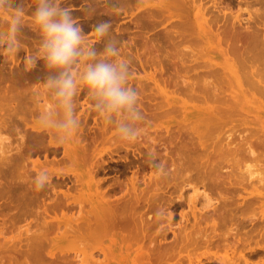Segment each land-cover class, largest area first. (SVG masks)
Returning a JSON list of instances; mask_svg holds the SVG:
<instances>
[{"label": "rangeland", "instance_id": "obj_1", "mask_svg": "<svg viewBox=\"0 0 264 264\" xmlns=\"http://www.w3.org/2000/svg\"><path fill=\"white\" fill-rule=\"evenodd\" d=\"M32 1L34 2V0H32ZM32 1L29 2V0H17L18 3L19 2L23 3L24 11H26L29 8L33 9V7H35V2L33 3ZM125 1L124 0H119V2H122V4H121V3H118L116 0H77V2L74 4L73 7H71V4H68L65 7H71V8L74 9L73 16L79 19V22L83 26L85 32L88 33L89 39L92 42H94V43H95V40H94V37L91 34L92 25H94V24H96V23H98L99 21H102V20L111 21V23H112L111 36L115 37L116 39H118L121 42V55H122L123 58H126V59H128L131 62V69H132L133 75H132V77L130 78V80L128 82L129 86L134 87V88L137 87L136 89H140V88L144 89V85H145L146 88L144 90L140 89L142 91V93L141 92L139 93V99L140 100L141 99H143L144 101L147 100V102L150 103V104L153 103L154 100H152V99H154V98H155L154 102L156 103L158 101L157 102L158 104H159L160 100L162 101L161 104L164 101L163 99H165V101H166L167 105H165V103L162 104V105H165L166 109L168 108L167 111L165 109H163L164 106H162L161 104L160 105L162 106V109L157 108L155 110H152L153 107L147 106V105H146L147 107L144 106L142 108V106H143L142 103L146 104L147 102L146 101L144 102L142 100L139 101V102H141V103H139V107L141 108L140 110L142 112L146 113V114L143 113V114H145L144 116H146L149 113V112H146V110L144 109L145 107L147 109L151 110L149 114H153L152 116H154V114H156V110L158 112L157 114H160L159 110H161V113H162L163 110H165L166 113L168 114V110L170 111L172 109V106H174L175 104H176V106H175L176 108L178 106L180 107L179 110L181 112L179 114L178 111H175L174 109H172L174 112L171 113V111H170V113L168 115L166 113H164L166 116L165 115L163 116L161 114V116L158 115L159 117H156V115H155L154 118H153L150 115V117L152 119L151 118H147L149 120L151 119L149 122L148 121L146 123L142 122L143 124L141 125V128H142L141 136L134 142H123V141L118 139L117 133H116V130H115L114 126H112V125H110L108 123H107L108 124L107 125L106 121L93 110L92 102L90 101V99H89V97L87 95V89L82 87L80 89L81 94H82L81 95L82 98H81L80 102H84V100H86V99H87L86 100L87 102L90 101L88 103L91 106L90 107L91 108V114H90L91 116H89V118L87 119L86 124H82L81 126L84 125L83 128L86 126V128L88 130L91 129V128H94V127H98L99 129L102 127V129H100L101 135L99 136L101 142L98 141V142H100V143L97 142L99 145L98 144L94 145L92 147V151H94L95 153L98 152L97 156L98 155L99 156L102 155L103 157H105V158L102 157V159L108 160L110 158V160H111V161L109 160L110 163H111V165H110L111 169H109V171H111V172L103 174L104 176L100 174L99 176H101V178L103 176L104 180L101 179V182H99L98 179H95V184L97 186H99V189H100L101 192H105L107 194L110 193V194H108V196L110 195L109 196V200H111V199H113V200L117 199L118 200L120 197H122V198L126 197L127 198L126 200L131 201V203H132V204H129L130 206H132L133 203H134V205H133L134 208L132 209V212L137 213V215L138 214L144 215L147 218L152 219V221L156 220L157 223L155 224V226H152L151 231H149L150 233L153 232V234H157L158 232H160V228L161 227H164L165 225H167V216L166 215L164 217H162V218L158 217L156 215L157 211L160 210L161 208H164L165 210H167L169 207H174L172 209L174 211V213H173V223H174V227L176 229L179 228L178 226H180V225L182 226V223L184 221H187L190 224V221L192 222L191 217L194 220V211L195 212L198 211V212H201V213L202 212L205 213V212L211 211L212 209H215V208L218 209V211L222 210L221 212H219V214L217 212L218 215L215 214L217 217L216 218H215V216L213 217L214 221L212 220L213 219L212 218V219H210L209 223H208V221L204 220L205 222L203 221L204 224H202V225H206L207 228H208V225H209V227L212 226V225L214 227V224H212L211 222L212 221L213 222L216 221L217 225H215V228L217 227V231L214 233L213 231H215L216 229L214 228L215 230L213 229V231H211L212 228L210 227L209 232L213 233L214 235L217 234L219 237H217V235H216V238H215V236H213V234L210 233L214 237V238L212 237V239H214V240L211 239V241H213L212 243L211 242L208 243V241H207L206 242L207 244L204 242L205 240L202 241V240H200V238H198L196 241L195 240L191 241V245L187 243L188 246H186L184 244V242H187L186 240L183 242V244L185 246L181 243L182 242L181 241L180 242L181 244L176 246L177 249H175V251H176L174 253L175 255H174V257L172 256L170 258V259H172L171 261L169 259H168V261H167V259H165L166 261H163V263H162V261L158 262L160 260V257H158V256H160V255H157V254L154 255V252L151 249V248H153L152 244L154 245V243L150 244L149 243L150 237H148L149 239L146 238L147 236H150L151 234L148 233V235H147L146 232H141V233L140 232L137 233L136 231L133 232V230H132L133 227L131 226V224L127 225V223H126V227H125V225L123 227V224L120 223L121 221L123 223L124 220L127 221L126 218H128L129 213L131 215V216H129L131 219L136 216V215L132 214V212H130V210H131V209H129L130 206H129V208H128V206H126L127 209H129V210H127V209L123 208V206H121L122 208L119 207L121 209V211L120 210L116 211L117 214H120V215H118V217L114 216V218H116V220H118L117 218H119L120 216L122 218L123 217L124 218L122 219L120 217L122 219V220L119 219L120 222H117L115 219H113V223L116 222L117 225L112 223V225L108 228V229H110V232L108 234L107 233H103L102 236H104V238H102L100 240V242L98 241L99 243L97 242V245H98L97 247L102 248V250H100V252H99V249L96 248V245L94 244L95 248H96L95 250H92L93 253L96 256V257L94 256L95 257L94 259H96V258L99 259V263L100 264H136L137 260L139 261V259H142V260H140L137 264H154V263L155 264H157V263L158 264H167V263L168 264H221L222 262L225 261V259L227 261V259L229 257H231L230 259H233V260L235 259L234 262L240 264L242 262L241 259H239V261H241V262H237L236 259L240 258L242 256V254H243V256L244 255L246 256L245 257L246 259H249V257H251V258L253 257V260L250 258V260H249L250 262L247 263V264H251L252 262H253L252 264H264V224H263L264 223V185H263L264 184V143H263V145L261 144L262 142H264V140H263L264 138H262V136L260 137V139L258 138L260 136V134H258L257 131H255L257 129V125H256V121L253 120L255 118V115H256L257 111H259V107L258 106H260V105L258 104L257 100H258V98H260V94H258V92L255 90L256 93L258 94V97H256L255 96V91L254 90H252V92L250 91L248 93V95H247V99L249 100V103L247 102L248 100L242 101L241 104L236 108V110L238 111V112L236 111L237 115L240 112L242 114H239L238 116H236V114H235L234 117H232V118L230 117L231 119L230 118H226L224 123L222 121L218 120L219 122H221L220 123L221 124L220 125V127H221L220 129H222V130L219 131L220 134H215V132H217V130L219 129L218 128L219 127L218 126L219 122L217 121V124H215V123L213 124L212 122L210 123V121H211L210 120L209 121V123H210L209 126H206L205 124L208 125V121L207 122L204 121V123H205L204 124L202 121L200 122V120L197 121L200 118L197 119L195 117V115H193L192 116L193 118H192L190 113L197 112V111L199 112L200 110H202V109H198L197 110V107H199L200 103H199V105H196L197 102L195 103V105L197 107L195 105L194 106H192V105L190 106L188 104H187L188 105L187 106L186 103H188L189 98L191 96L187 95L188 96V100H187V96L185 95L186 93H183L182 90H184V92L187 91V90H185V89H187V86H185V84H187V83L189 84L191 82L193 84L194 83L199 84L201 82L199 84L201 86L204 81H206V83H207L211 78H215V77H211V76H209L211 78L208 77V72L210 71V69L212 67V64H214V65H217V64H225L226 65L227 64L226 66H228V67H230V64H231V66L236 65V63L238 62L237 58H236L237 55L234 54L235 57L232 58V56H233L232 53H234V52L230 51L231 52V55H230V53H228L229 51L225 47H223L224 44L223 45L222 44L221 45L217 44L218 43L217 40L214 41V45L218 46V47L214 51L209 52V53H208L207 50H206V53H205V49H204L203 50L204 51V53H203L204 55H203L202 54V50H201L203 48H201V47H204V46L201 45V47H200V44H202V43H200L201 40L198 42L199 38H198V35H195L196 32H194L195 33L194 34L192 31H190V29L186 28L185 31L188 29L187 31L192 32L195 36H193L192 33H189V32H184V33H186L184 35L182 33L183 37H187V33H189L194 38L195 37L197 38V39L195 38V40L197 42L195 41L196 43H194L193 45H191L194 42L193 40H191L190 41L191 43L189 44V40L192 38V36L189 35L190 37H188V38H190V39L185 38V39L188 40V42H187L183 37H181L182 36L181 32H183V31L182 30L180 31L179 27H177L179 29H175V31L173 32V33H175L176 30H177L178 32L180 31L179 33L178 32H176V34L167 33L168 34L167 35L165 33V30H164V32L162 30V29H165L170 24L166 20L167 18H164V17H166L167 14H165V16H163L164 14H161V13L159 14V12H158V15H156V18H155L157 20L153 21L152 19H150L151 21H149L148 18H145V17H144V20H143V17L137 18L138 17L137 15H139L141 13L140 11L142 10V7L140 9H138V5L137 6L134 5V4H137L138 2L135 0L136 1V3H135L132 0L133 4H131V0H129L130 3L128 4ZM208 1H210V3ZM227 1L229 2L230 0H226V2ZM241 1L245 2V4H243V2L240 3ZM241 1L240 0H233V1L231 0V2H229V3H231L230 4L231 10H230V8H228V9L226 8V11H227L226 13L229 14V15L231 14L232 15L231 18L232 17L234 18V16L236 14L233 15V13L236 12L237 15H240V18L243 19V20L242 19L241 20H242V22L244 24L247 23V25H248V23L250 22L249 23L250 26H252V24L254 25L252 27L255 28L256 30L255 29L253 30L252 27H251L252 28L251 30H253L255 33H257V32L260 33V31H262V34H263L264 33V6H263L264 3L262 2L263 3L262 4L261 2H259L261 0H258V3H257V0H248V1L247 0H241ZM149 2H150V4H153V3L159 2V0H157V2H156V0H152V1L149 0ZM203 2H204V4H206L205 2H208V6H207V4H206V6H204ZM203 2H201V0H198V2L196 3V8L197 9L198 8H202L201 4H203L204 7H208V8L213 6V4H212L213 1L211 2V0H203ZM238 2H239V4H238ZM252 2L255 3V4H252ZM124 3H126V4H124ZM259 3L262 4V5H260ZM246 4H248V5H246ZM62 6H64V5H62ZM227 7H229V5ZM89 9H94L96 11V13L89 14L87 12ZM212 9L214 10L215 8L212 7ZM205 10L207 11V9H204L202 11L206 12ZM195 11H197V10L195 9ZM138 12H140V13H138ZM156 12H154V14H156ZM214 12L215 11H213V13ZM217 12H219L218 9H216V14H218ZM211 13H209V14L211 15ZM159 15H161V17ZM158 16L160 17V19H158L159 18ZM133 17L136 18V20L137 19L138 20L137 21L135 20V22L131 21V19L134 20ZM207 17L209 18L208 14H207ZM151 18H153V17H151ZM161 18H163V20H161ZM233 18H232V20H236V21L238 20V19H236V17L234 19ZM158 21L160 23L157 24ZM185 27H187V26H185ZM177 33L179 35H177ZM259 35H261V33L258 34V36ZM182 38L185 41L182 40ZM260 38L261 37L259 36V40H260ZM261 40H262V38H261ZM146 41H147V43H149V45H145ZM150 42H151V44H150ZM198 43H200V44H198ZM261 43L262 42H260V44ZM99 44L95 43L96 48L98 50H101L103 48V44H102V42H99ZM152 44L155 46V48L154 47L152 48V46H153ZM195 44L198 47H196V46L194 47ZM0 45H1V42H0ZM38 45H39V41H38L37 44H35V46L30 47V51L28 52L29 56H32V55L35 54V52L37 51ZM185 45H186V47L188 46L189 49L184 47ZM189 45H191L192 48ZM146 46H148V47L146 48ZM149 47L152 48V49H149ZM195 48H197V50ZM199 48H200L201 51L199 50ZM148 49L152 50L154 53L151 52V51L149 52ZM146 50H148L149 54L146 53ZM193 50H194V52H193ZM189 51L193 52L195 55L193 56V54L192 53L190 54ZM197 51H200L199 53H201V54H199ZM144 52L146 53L147 56L145 55ZM156 52H157V54H156ZM19 53L20 52H18L17 54H19ZM138 53H140V54H138ZM5 54H7V51H4V52L0 51V86H1L0 88H3L4 85H5V87L3 88V92L6 91V92H4L5 93L4 95H8L9 96V93L7 94V90L9 89L8 88L9 85H13V84H11L13 82L8 81V79H7L8 75L7 74H10V72H11L10 68L12 67V64L10 65L11 67L8 66V68L10 70V72H9V70L7 68V63L8 62L6 63V61H4V60H7V59L4 58ZM24 54L26 55V53L23 52L22 55H20V56L24 57L25 56ZM248 54L250 55V53H248ZM142 55H143V57H142ZM150 55L153 57V59H152V57ZM153 55H156V56L158 55V58L156 56H153ZM198 55H201V56H199V58H200V60L202 59V61H204V62L201 63V61L200 62L198 61L199 60V59H197ZM218 55H221V56H218ZM243 55H245V54H243ZM249 55L246 54V56H247L246 58H249L248 57ZM138 56H140V58ZM195 56H197V57H195ZM211 56H213V57H211ZM216 56H217V58H216ZM193 58L197 59L196 61H198V62H196ZM242 58H243V56H242ZM250 58H251V56H250ZM154 59H155V61H154ZM205 59H206V63H205ZM235 59H236V61H235ZM261 59L263 60L264 56ZM261 59L260 60L258 59V60L261 61ZM174 60H176V61H174ZM238 60H240V59H238ZM246 60H248V59H246ZM246 60H244V61H246ZM2 61H4L6 64L4 62H2ZM156 61H160L161 63L160 62H156ZM170 61H171V63H172V61L176 62V66L179 65L178 67H176L177 69H175V67L173 66L174 64L172 63L173 64L172 65L170 63ZM207 61H208V63H207ZM209 61H210V65H211L210 68H209V66L207 67V65L205 67V64H209ZM240 62H242V59L239 61V63ZM158 63L160 65H157L158 67H155L156 64H158ZM247 63H246V65H247ZM154 64H155V66H154ZM169 64H170V66H169ZM194 64L195 65L197 64V69H196V66ZM202 64L204 65V67H202L203 66ZM240 64L243 65L242 63H240ZM257 64L259 65V63H257ZM151 65H153L152 67H155V68H153L155 70H156V68L158 70L159 67H160L161 70L167 71L168 73L171 70L172 71L176 70L175 72H177L179 74H176L175 72H172V71L170 72L171 74L170 73L168 74L167 72L163 71L167 75V78H168L165 81L166 75H165V77L162 76L164 78V83H165L164 84L162 82L163 78H159L160 74L158 73V75H159L158 76L157 72L155 73V70H153L154 73H155V76H154V73L152 71ZM193 65H194V68H193ZM241 65H238V67L239 66L241 67ZM191 66H192V68H190ZM244 66H245V62H244ZM38 67H42V64L40 66L38 65ZM161 67L164 68V69H162ZM258 67L259 68L263 67V69H261V70L264 71V66L263 65H262V67H261V65H259ZM173 68H174V70H173ZM178 68H179V70H181L180 72H178L179 71ZM186 68H188V69H186ZM203 68L204 69L207 68V69H205L206 71L208 70L207 74H206L205 70L203 71ZM212 68L214 69V67H212ZM166 69H168V70H166ZM189 69L191 71H188ZM213 69H211V71ZM194 70H195V73H194ZM137 71H138V74H137ZM201 71L204 72V74H206L207 77H205V75H201L202 74ZM190 72L192 74L190 76H193V74H194L195 77L194 76L193 77H194L195 80H193V77H192V79H191L190 76L188 77ZM2 73H3V75H2ZM172 73H173V75H172ZM55 74L56 73L45 74L41 79L35 80L32 83H30L29 85L22 84L23 87L20 86L21 83H19L20 85L17 83V86H19L20 89L22 88L20 90L19 87H18L17 91L20 90L22 93L24 91V95H21V97L20 96L18 97L17 94L15 92H13V91H15V89L13 90L12 86L10 88H11V90H13L12 91L13 94H12V92H10V95H12V97H13V95L16 94L15 96H17L19 99L22 98L21 101H23V99H24L23 102H25V103H23V102L21 103L22 108H23V106H25L24 108H26L28 105H30L26 109V110L30 111L32 109V107H35L34 104L37 102V100H42L41 94L43 93L42 91H44V89H47L45 92L47 93L48 98H51V99L55 98L53 90L47 88L44 85V78L47 77L48 75H55ZM180 74L182 75V77L178 78V77H180ZM186 74H187V77L185 76ZM169 75H170V79L171 80L169 79ZM171 75H172V77H171ZM198 75H200V77L201 76L202 77L200 78ZM9 76H10V78L13 77L12 75H9ZM175 76L177 77V79H176ZM196 76H198L197 78H200L201 81H198L200 79H197ZM4 77L6 79L5 82H3L4 81L3 80ZM204 77H205V80L203 81ZM186 78L188 80L190 78V80H189L190 82H188V81L184 82V80H187ZM16 79L17 78H15V80H13V79L12 80L15 82ZM158 79H159V81H158ZM160 79H162V81H160ZM178 79H179V81L181 80L180 81L181 83L178 81ZM1 80H3L2 83H1ZM136 80H137V82H136ZM211 80H213V79H211ZM216 80H217V77H216ZM221 80H223V79H220V81ZM226 80H224V81L226 82ZM142 81H143V84L141 86H143V87H140V85H137V84H139L138 82H142ZM145 81L147 82V84H144V83H146ZM149 81H151L152 83L149 82ZM154 81L157 82V83H154ZM170 81H171V83H170ZM220 81L217 80L216 82L221 83ZM17 82H20V81L17 80ZM227 82H228V80H227ZM162 83L164 84L163 86H162ZM174 83H178V86H177V84L174 85ZM182 83H183V85H182ZM206 83H205V85H206ZM6 85L8 86L7 87L8 89H5ZM148 85L149 86H153V87H151V89H150L148 87ZM15 86H16V82L14 84V87ZM26 86H28V87L26 88ZM161 86H162V88H159ZM203 86L204 85H202V88H203ZM147 87H148V89L150 91L149 90L147 91ZM206 87H207V85H206ZM23 88H25V89L23 90ZM169 88L171 89V91H170ZM197 88L200 91L202 89V88L199 89V87H197ZM29 89H31V90H29ZM152 89H154V90H152ZM164 89H165V91H168V92H165ZM195 89L196 88H194V90ZM205 89L206 88H204V90ZM140 90H138V91H140ZM159 90H161V92L164 91V94L162 95L163 92L161 93ZM0 91L2 92V90H0ZM20 91H19L18 95H20V93H21ZM151 91H153L154 93L151 92ZM157 91H158L159 95L156 94ZM178 91L179 92L182 91L183 94L182 93H178ZM200 91L198 92L196 90V91H193V92L194 93L196 92V94H197V93H200ZM173 92H175V93H173ZM25 93H26V95H25ZM194 93H192V94L194 95ZM208 93H209V91H208ZM143 94H145V95H143ZM146 94H148V97L149 96L152 97V99H151L152 102H151L150 98H148V97L146 98V96H147ZM170 94H172V95H170ZM181 94L185 95V96H182ZM202 94L200 93V96H202ZM4 95H3V97H5ZM141 95H143L144 97H142ZM154 95L163 96L162 97L163 99L159 98V97L158 98L154 97ZM167 95L168 96L170 95V97L167 98ZM1 96L2 95H0V97ZM27 96H28V98L29 97L30 98L28 99ZM165 96H166L167 100H166ZM251 96L253 97V100H251L252 99ZM17 97H15V98L17 99ZM196 97H198V96H196ZM8 98L10 99V97H8ZM25 98L28 99V100H26ZM176 98H177V101H176ZM183 98L186 99L185 103H184V99ZM0 100L3 101L2 99H0ZM174 100H175V103H174ZM182 100H183L184 104L182 103ZM193 100L195 101L196 99H193ZM200 100H201V98H200ZM10 101H12L10 103H13L14 101H15V103H18V104L20 103V100L16 102V100H14L13 98ZM191 101H192V98H191ZM194 101H192L193 103L192 102H190V103L194 104ZM208 101L210 102V100H208ZM208 101L204 105L203 104L204 99H203V102L201 103L203 107L200 105L201 108H204V107L208 108L206 106V105L209 104ZM7 102H6V104H7ZM171 102H173V103H171ZM205 102H206V100H205ZM251 102L254 103L256 105V107L254 105H251L252 104ZM155 103H153L154 106H155ZM170 103L173 104V105H171ZM210 103L211 104L208 105L209 107L210 106L213 107L215 105L217 106V104H218L216 102L214 103L213 100ZM1 104H3V103L1 102ZM21 105H20V107H21ZM160 105L159 106L156 105L154 108L160 107ZM248 105H250L251 108L250 107L249 108L252 109V110H250L248 108ZM168 106L171 107V109H169ZM8 107H11V106H8ZM8 107H5L4 109H6ZM189 107H190V109H196V110L195 111L194 110L193 111L192 110H188ZM245 107H246V109H245ZM178 108H177V110H178ZM186 108H188V109H186ZM11 109L12 108H10V110ZM184 109H186V110H184ZM26 110H23V112H22L23 114L19 113V112L16 113V114H18L17 115L18 118H17V116L15 118L14 117V115H15L14 112H13L14 115H12V111H13V109H12L11 115H12L13 118H15V120L16 119L17 120L15 121L13 118L11 119V117H10L11 115H9V116L7 115V113L9 112L8 111L6 113V116H7L6 118H10L9 120H12V122L9 121L8 119L5 120L6 118H4V117H3L4 120L2 119V121H0L1 122L0 125H2L1 127L4 126L3 125L4 123H7L9 121L10 125L9 124H7V125H9V128H10V126H12L11 130L9 129L10 131H12V129H15L14 126L16 127V131L14 130L13 132H9V130L7 131L6 130L7 128L5 129V126H4V129L2 128V130H6L7 131V132L4 131V133L1 132V133H3V136L6 138V140H5L6 142L5 143H8V145L3 143L4 146L7 145L6 147L11 148V149L14 146L13 150H15V152H16L17 151L16 148L17 147L19 148V146H17V145L19 143H21L22 141H24V142L26 141V143L29 145V146H27V148L29 147L28 148L29 150L27 149L28 150V154H25V153H27V151H25V152L22 151L24 154H22L21 157L23 156L24 158L22 160H20L21 159L20 158L18 161L16 159L17 165L20 168V169L18 168L19 169L18 173L22 172L21 174H23V173L28 172L27 173V177L23 178L24 180L21 178L22 179V181H21V179L20 178L17 179L16 175L14 174L13 177H14V179L15 178L16 179L15 180L12 179V178L11 179L14 180V181H12V183L17 181L16 183H18V185L19 184L25 185V187L24 186L23 187L26 188V189L28 187L26 192L31 191L32 193L28 192V193H31V194H27V195L28 196L31 195L33 197V199L30 196L29 197L28 196L27 197H23L24 199L25 198H31L33 200V202L26 203L25 202L27 200L26 199L24 201L26 203V206H24V202L23 201H22L23 204L20 202V198H19V200L17 199L20 204L17 202V200L15 201L16 198L15 197L12 198V196H16V197L18 195L20 196L22 194V193H20V191L22 190L21 188H23V187H21V188L19 187L21 190L19 191L20 194H18V195H15L14 193L17 194L18 193L17 191L19 190V188H17L18 190H16V188H15L16 191L14 190L15 192H13V193L11 192V190L9 191V198H11L10 200H13V201H10L8 199V195L7 196H3V194H2L1 197H0L1 198L0 199V204L1 205L4 204V203L7 204V205L4 204L6 206H2V209L5 208V207H8V208L4 209L3 212H2V209L0 210V212L2 214L5 212L3 215L0 213V220H3V219L6 220L7 219L6 222H8V223L5 224L7 226L4 225V228L2 229V231H0V234L3 232L0 235V238L2 236L3 239L6 238L5 240H8V241L4 240L5 244L3 242H1L2 244L0 243V264H48V262L45 259H43V257H41V255H35V254H38L34 250L36 241L37 242L41 241L42 253H43V255L45 254L44 256H46L47 258H50L49 257L50 255L53 258L55 256H57V258H54L55 260L57 259L54 262V264H80L78 262L79 258L77 259L75 257V254L76 253L79 254V252H80L79 250H81L84 247V245H82L83 241L82 240H76V239H78L77 237H74V236L72 237L71 236V233H73L72 232L73 229H72V231H70V229H69V232L66 230L67 234L64 232L65 231L64 228H66L65 226L69 225L70 228H71V225L73 226V223L71 224L69 221H67L68 219L73 218L74 220H72V221H74V224H77V222H76L77 220L75 221V218L79 217V213H80L79 210L86 203V195L83 192V190L81 191L79 188H78L79 190L76 189L75 185L77 187V184L72 186L71 182H73V181H70V179L68 180V178H71V177L73 178L74 177V174L77 173L78 167L75 164L71 163L69 160H67L66 157H64L63 149H62L63 147H62L61 144L57 143V141L55 139L54 132L52 133V135H53L52 137L50 135H46L45 136L46 138H44V141H40V142L38 141L39 138H34L32 136V134H31L32 130H29L30 132L28 131V133H30L31 135H29V134L27 135L26 132L28 130V127L26 125H23L24 122H25V124L29 123V120L31 119V121H30L31 124H34V123H37V122L39 123V115L40 114H37V115L33 114L34 116L31 115L32 117H30V116H28V115H30V114H28L29 112L26 111ZM183 110H184V113L186 112V115H187L188 118L183 113ZM3 112L4 111L2 109L0 111V117L1 118H2L1 114H3ZM243 114H245V115H243ZM3 115L5 116V114H3ZM19 115H21V116L25 117V119L26 118L27 119L24 120V122H22L21 119L23 117H20ZM1 118H0V120H1ZM194 118H196V119H194ZM18 119L21 120V121L19 122ZM145 120H146V118H145ZM192 120L193 121L196 120V123L194 122V125L196 126V124H198L199 126H197V127H200L201 123H203V125L206 126V128H201V130L205 129L206 131L207 130L210 131L211 130V126L210 125H212V124H213V126L217 125L218 129H216V131L211 130L212 131L210 133L211 135L207 133V136L209 137L208 138V137L205 136L207 138V141H203V139L201 138V140L203 142L201 140H200L201 142H199V140H196L198 135L200 134L201 137H204L202 135H204V133L206 134V132L205 131H203V132L199 131V128L197 129L196 127H194V125H193V127L195 129H197V131L194 130L192 128V126H191V128L194 131H196L197 133L198 132H200V133H198V134L196 133L195 134L194 132H189L191 130H190V127L187 126V125L191 124L193 122ZM4 121H6V122H4ZM186 121L189 124H187ZM190 121H192V122L190 123ZM2 122H3V124H2ZM13 122H14V125L12 124ZM97 124H99V125H97ZM105 124L107 125V127H106L107 128V131H106L107 134H105V130H106V128L104 127ZM177 124L179 125V128L182 127V124H184L183 126H185V127H183V130L180 129L181 131L179 129H177V131H172L173 129L175 130V127L178 126ZM7 125H6V127H7ZM186 126H187V129H186ZM205 126H203V127H205ZM223 126H224V128H222ZM103 127L105 128L104 130H103ZM163 127H164L163 131L165 130V132H163L164 134H162L161 136L158 135L159 137L163 136V138H159L157 136L156 132L158 133L157 130H162ZM166 127H168V129L170 128L171 131H170V129L166 130L167 129ZM201 127H202V124H201ZM208 127H210V129ZM188 129H189V131H188ZM150 131H154L155 134L150 132ZM249 131H250L251 134L249 133ZM32 132L34 133V131H32ZM167 132H168V135H167ZM102 133L105 134V135H103ZM173 133H175L179 138H180V136L183 133L185 135L187 134V136L192 134L191 138H193L192 139L193 141L190 140V138H189L190 136L188 137L189 143L185 142V140L188 141V139L185 136H182V138L185 137V140L184 139H178V141H176L175 138H178V137H174L175 135ZM178 134H181V135L179 136ZM24 135L27 136V137L25 136L26 140L20 139L21 137L23 138ZM172 135H174L173 136L174 139L171 138ZM216 135H217V137H216ZM227 135H228V138H226ZM0 136L2 137L1 134H0ZM211 136H212V139H211V141L209 143L208 139H210ZM32 137L35 140L37 139L38 142L36 143V141H34V139ZM142 137L146 138L148 140V144H144L143 145L142 143H140ZM167 137L171 138V140H175V141L171 142L172 146H169V145H171V144H169V142H170L169 140L170 139H168ZM213 137H216V138L214 139ZM5 138H3V140ZM27 138H28V140H27ZM30 138L34 141V143H32V140L30 141ZM104 138L106 140H103ZM155 138L156 139L157 138L158 139H165L166 138L165 140H167V141L164 140L163 142L164 143L166 142L165 143L166 146L169 144L168 145L169 146V150L167 148L168 146L165 147V144H162L163 142L161 143L160 140L157 139V140L154 141L153 139H155ZM206 138H205V140H206ZM254 138H256V141H259L260 143L252 141V140H255ZM7 139H8V141H7ZM181 140H183L182 142H185L184 145L181 144ZM212 140L215 141V142H213ZM18 141H19V143H18ZM192 142H195L194 144H196V142H198L197 144L200 143L199 146L201 145L202 147L198 146V149L202 148L204 151H207L205 153L207 155L203 154L204 151L202 149L201 150L199 149V150L203 151V152H200L199 150H196L197 148L195 150H193L192 149L193 146L191 145ZM211 142H212V144H211ZM228 142H229V147H227L228 146ZM26 143L22 142V145L24 144L23 146H26L27 145ZM187 144H188V146H187ZM207 144H208V146H211V147L209 148V147L205 146ZM245 144L246 145L249 144V146L248 145L246 146ZM19 145H20V148H21L22 147L21 144H19ZM149 145L150 146L153 145L155 147V149L157 150L156 152L158 154L156 155V159H157L158 162H162L165 165L166 175H162L155 168L152 167V165L150 163L149 154L152 153L151 150H152L153 147L151 146V148H150ZM203 145L205 146V149H204ZM96 146H98V148H96ZM148 146H149L150 150H148ZM184 146H185V148H184ZM195 146L196 145H194V147ZM56 147L59 148L60 150H59L58 153H56L57 155L56 154L54 155V154H52L51 150L56 148ZM171 147H173V148H171ZM247 147H249L248 151H246ZM250 147L253 148V149H251ZM36 148H37V150H36ZM190 148H191V151L193 150L192 152L188 151ZM235 149H237V150H235ZM21 150H23V149H21ZM186 150L188 152H190L192 157H190V158L188 157L190 155L188 154V152L186 153ZM197 151H199V152H197ZM15 152H13V155H15ZM35 152H37V153H35ZM49 152H50V154H49ZM194 152H197V154L194 153ZM200 153L203 154V155H201ZM208 153L211 154L212 156L209 155ZM192 154L193 155L195 154V155L193 156ZM1 155H3V154H1ZM1 155H0V157H1L0 165H1V168H2L3 167L2 163H3L4 164L3 169H4L6 167V165H5L6 161L5 160L1 161L2 157H3ZM199 155H201V159H200ZM197 156H198V158H197ZM111 157H113L114 161H112ZM27 158H28V160H27ZM62 158H63V160H62ZM191 159H192V161H191ZM193 159H194V161H193ZM25 160L27 161V163L25 162ZM206 161H207V163H205ZM21 162H22V164L24 163L23 164L24 166L21 164ZM201 162H202V164H201ZM130 163L132 164L131 166L134 167V168L129 166ZM203 164H206V166L204 165L205 168H204ZM112 165L115 166V167H113ZM22 166H23V168H22ZM116 167L118 168V171H117ZM151 167H152V169H151ZM5 169H4V171H5ZM137 169H138V173L139 174H137ZM22 170H24L25 172H23ZM42 170H46L47 171V173L49 174L50 179H49V183L47 184V186L43 190L37 191L35 189L33 180H34L35 176ZM200 170H202V171H200ZM259 170H261V171H259ZM4 171L2 170L3 173H4ZM134 171H135V173H134ZM152 171H154L153 172L154 174L152 173L153 175L156 174L155 179L156 178H160V177H158V175L161 174L162 176L161 175L160 176L163 178V180L161 178L160 181H156V180H153L154 182L151 181L152 182V184H151L152 188H151V186H149L150 185L149 181H150V178L153 176L150 173ZM2 172H0V174ZM5 172H7V171H5ZM116 172H117V174H116ZM257 172H258V174H257ZM3 173H2V175H0V181H2L1 182L2 186L4 184V179L6 177L4 176L5 178L2 180L1 176L7 175V178H8V173H10V170H9V172H7V174H5V173L3 174ZM206 173H208V174H206ZM253 173H255V174H253ZM25 176H26V174H25ZM251 176H255V177H251ZM135 177H136V179H135ZM148 177H150V178H148ZM111 178H114V180L112 179L113 180L112 181ZM11 179L10 180L7 179V180L11 181ZM65 179L68 180V181H66V183L68 182L69 184L68 183L67 184L64 183ZM147 179H149V181ZM260 179H263V180L261 182L257 181V180H260ZM19 180L21 182H18ZM102 180L105 181V182H102ZM8 181H6V179H5V183L8 182ZM107 181H108V183H107ZM25 182L27 184H25ZM28 183H29V186H28ZM57 183H60V184H57ZM61 183L63 185H65V186L61 187V185H62ZM109 184H112V185H109ZM153 184H156V185L159 184V185L158 186L154 185L155 186L154 187ZM208 184H211V185L213 184L214 186H208ZM6 185H7V183H6ZM57 185H59V186H57ZM70 185L74 189L72 187L70 188L69 187ZM147 187L149 189H147ZM6 188L7 187L2 189L3 191H5V194L8 193V191L6 193V190H5ZM195 188L198 189L197 196L199 195V197L196 196L197 199L201 198L200 201H202L199 204V206L197 207V209H194L192 207L193 204H191L192 203L191 199H194L193 197H195L194 196V194L196 193L195 190H194ZM118 189H119V191H117ZM68 190H70V191H68ZM112 190H115V191H112ZM132 191L134 193H136V194L139 193L138 196L136 195L137 198H138V201H136V199L133 196H131V195H134L132 193ZM135 191H137V192H135ZM21 192H24V190L21 191ZM26 192H24L25 196H26ZM54 192H57L58 195H61L60 196L61 198L60 197L58 198L57 193H54ZM60 192L61 193L62 192L66 193V196H67V194H69L68 195L69 198L66 200V198L64 196L62 197V194ZM129 192L131 193L130 196L129 195L128 196L127 195L123 196V195H125V194H127ZM140 193H142V194H140ZM10 194L11 195L13 194V195L10 197ZM24 194H23V196H24ZM2 196L4 198H7V199L4 200ZM20 197H22V195ZM110 197H111V199H110ZM260 197L262 199H260ZM23 198H21V199H23ZM251 198H253V201H251ZM257 199L259 201L258 203H257ZM1 200H3L2 201L3 203L1 202ZM7 200L12 202V204L9 203V201H7ZM32 200H29V201H32ZM119 200H121V199H119ZM227 201H228V203L229 202L230 203L229 204L226 203ZM14 202H16L19 205H22L24 207V209H23V207L18 209V210L22 209L24 213L23 212L21 213L20 211L18 213H15V211L17 212V209L13 210L12 209L13 207H11V206L14 205L16 208H18L20 206H16L18 204L14 203ZM27 202H28V200H27ZM241 202H243V203H241ZM233 203H234V205H233ZM127 204H128V202H127ZM239 204H240V206H239ZM251 204H253L254 206L252 207ZM222 205H223V207H222ZM245 205L248 206V208L246 207V210L242 209L243 207L245 208ZM56 206H59V208L57 210H54V207L56 209ZM214 206H216V207L213 208ZM225 206H227L226 207V211L224 210ZM221 207H222V209L219 210V208H221ZM0 208H1V206H0ZM234 208H236V209H234ZM228 209H231V210H228ZM255 209H257V210H255ZM46 210H47V212H45ZM126 211H127V214H125ZM223 211H224V213H223ZM229 211H230V213H229ZM8 212H9V214L14 212L15 214H17V216H16L17 218L13 219L14 216H12V215L14 213L12 215H9L10 216V218H9V216L7 214ZM27 212L30 213V214H28ZM116 212L114 211V213H116ZM198 212H196V213H198ZM50 213L51 214L53 213L52 215H54V216L57 215V217H58L60 222L64 220V221L67 222L68 225L64 221H63L64 222V225H63V224H61L62 222L60 223L59 221L55 220L56 222H59L61 225L59 226V223H57L58 224V227H57V224L54 221L55 224L50 223V225H53V226L46 225L47 227L44 228L45 224L42 225L44 223L43 217H44L45 214H47L48 216H52ZM215 213H216V211H215ZM220 213H222V214H220ZM27 214H28V216H27ZM6 215H7V217H6ZM18 215H19V217H18ZM64 215L67 218V220L64 217ZM114 215H116V214H114ZM132 215L134 217H132ZM135 218H137V217H135ZM186 218H187V220H186ZM9 219L11 221L12 220L13 221L11 222ZM41 219H42L43 222L40 221ZM188 219H190V221ZM201 220H203V219H201ZM47 221H50V220L47 219ZM128 221H131V223H132V220L129 219ZM124 224H125V222H124ZM115 225H116V227H115ZM41 226H43V227H41ZM74 226H76V225H74ZM112 226H113V228H112ZM127 226H128V228H127ZM56 227L59 228V229H57ZM60 227H61V229H60ZM202 227H205V226H202ZM207 228H205L204 230H206ZM46 229H47V231H46ZM201 229H203V228H201ZM29 230H30V232H28ZM37 230H39V231L41 230V232H39ZM58 230H59V232H57ZM60 230L62 232H64L66 235H64V236L62 235L63 237H61V233H60L61 231ZM43 232H44L45 235L47 234V237L40 238V239H37V237L35 238L36 233L37 234L40 233V234H42L44 236ZM203 232H206V231H203ZM207 232H208V229H207ZM69 233H70L71 239H70V236H68V238H67V235H69ZM145 234H146V237H145ZM202 234L203 233H201L199 235L201 236ZM210 234H208V235L210 236ZM39 235H37L38 238L40 237ZM73 235L79 236L78 234H75V233H73ZM105 236H107V237H105ZM152 236H154V235H151V237ZM171 236H172V234H171ZM73 238H75L76 242H73V244H72L71 242L74 241ZM35 239H37V240H35ZM42 239H44V242H43ZM79 239H81V238H79ZM26 240H29V241H26ZM198 240H199V242H197ZM26 242H27V244H26ZM78 242H80V243H78ZM67 243H69V244L67 245ZM193 243H194L195 247L194 246L192 247ZM91 244L93 246V243H91ZM26 245H28V246H26ZM180 245H182V246H180ZM103 246L106 249H103ZM183 246L185 247L186 251H184L185 249H184ZM65 247L68 248V249H66ZM181 247H183L184 250L183 249L180 250ZM93 248H94V246H93ZM30 249H32V250H30ZM97 249H98L99 253L97 252ZM29 250H30L31 254L29 253ZM105 252H106V254H105ZM73 253H74V255H73ZM150 254H152V255H150ZM227 254L228 255L230 254V256H228ZM62 255H63V257H64V255L68 256V257H69V255L70 256L73 255L71 258H73V257L74 258L70 260L68 257H65V259L62 260L61 259ZM103 255H105L107 257V260L104 259L105 256H103ZM143 255H144V257H142ZM124 256H125V258H124ZM140 256H141V258H140ZM234 256H235V258H234ZM247 256H248V258H247ZM150 257H152V258L150 259ZM66 258H67V260L69 259V261H67ZM245 258H243L244 261H245ZM58 259H61L62 261L58 260ZM43 261H45V262H43ZM244 261L242 263L245 264Z\"/></svg>", "mask_w": 264, "mask_h": 264}, {"label": "bare ground", "instance_id": "obj_2", "mask_svg": "<svg viewBox=\"0 0 264 264\" xmlns=\"http://www.w3.org/2000/svg\"><path fill=\"white\" fill-rule=\"evenodd\" d=\"M30 1H32V0H29V2ZM118 3H121L122 4V2H119V0H116ZM125 1V0H124ZM135 3H136V1L138 2L137 4H134V5H138V9H140L141 7H142V10L140 11V12H138V13H140L139 15H137L138 17L137 18H140V17H143V20H144V17L145 18H148V20L149 21H151L150 19H152L153 21H155V20H157V19H155L156 18V15H158V12H159V14L161 13V14H164L163 16H165V14H167L166 15V17H164V18H167L166 20L168 21V23H170L169 24V26H167L165 29H162L163 30V32H164V30H165V33L167 34V33H170V34H172L174 31H175V29H179L180 28V31L182 30L183 32H181V35H182V33H183V35L184 34H186V33H184V32H189V31H187L188 29H190V31H192L193 33L194 32H196V34L195 35H198V38H199V40H198V42L200 41V43H202V44H200V43H198V44H200V47H201V45H203L204 47H201V48H203V49H201L202 50V54L204 53V49H205V53H206V50L208 51V53L209 52H212V51H214L218 46H215L214 45V41L215 40H217L218 41V43L217 44H219V45H223L224 44V46L223 47H225L228 51V53H230V55H231V52L233 51L234 53H232V58L233 57H235L234 56V54L235 55H237V63H236V65H234V66H231V64H230V67H228V66H226L225 64H217V65H214V64H212V67H214V69L211 67V69H213L212 71H211V69H210V73L208 72V70L206 71L205 69H207V68H203V71L205 70L206 71V74H207V72H208V77L209 76H211V77H215V78H211V77H209V78H211V79H213V80H209L207 83H206V81H204L205 80V77H207V75L206 74H204V72H202V74L201 75H205V77H204V79H203V84L202 85H204L203 86V88H202V85L200 86L199 84L201 83H199V84H197V83H191L189 80H190V78H189V80L187 79V80H184V82L185 81H188V82H190L189 84L187 83V84H185V86H187V89H185V90H187V91H185L184 92V90H182L183 91V93H186L185 95L187 96H191L190 98H189V101H188V103H186V105L188 104V105H192V106H194L195 105V103H196V105H199V103H200V105L202 106V102H203V99H204V102H203V104L205 105V103H207V101L208 100H210V102H212V100H213V102L215 103H218L217 104V106L215 105V106H213V107H209L208 105H210L211 103L209 102V104L208 105H206L208 108H201V106L199 105V107H197L196 105V107H197V110L198 109H202V110H200L198 113L197 112H192V113H190V115H191V117L193 116V115H195V117L198 119V118H200V119H198L197 121H199L200 120V122L202 121L203 123H204V121L205 122H207L208 121V125L207 124H205L206 126H209V124L212 122L213 124L215 123V124H217V121L218 120H220V121H222L223 123L225 122V119L226 118H232V117H234V115L236 114V116H238L239 114H242L240 111V113H238V115H237V113H236V108L241 104V102L242 101H246V100H248L247 99V95H248V93L251 91L252 92V90H256L257 92H258V94H260V98H258V104L260 105V106H258L259 107V111H257V113H256V115H255V118L253 119L254 121H256V125H257V129L255 130V131H257V133L258 134H260V136L258 137L259 139H260V137L262 136V138H264V71L263 70H261V69H263V67H262V65L264 66V59L262 60L261 58H263V56H264V33L262 34V31H260V33H261V35H259L261 38H262V40H261V38H260V40H259V36H258V34H260L259 32H257V33H255L253 30L255 29V28H253L252 26H254L252 23V26H250L249 25V23H248V25H247V23L246 24H244L243 22H242V18H240V15H237V13L235 12V13H233V15L234 14H236L235 16H234V18L236 17V19H238L237 21L236 20H232V18H231V14L229 15V14H227L226 12V8L228 9V8H230V10H231V7H230V4L231 3H229V2H231V0L228 2H226V0H211V2H212V4H213V6H211V7H204V6H206V4H207V6H208V2L210 3V1H208V2H205L206 4H204V2H203V0H201V2H203V4H204V6H203V4H201V6H202V8H196V3L198 2V0H159V2H157V0H156V2L157 3H153V4H150V2H149V0H133ZM152 1V0H151ZM233 1V0H232ZM241 1V0H240ZM248 1V0H247ZM33 2V1H32ZM34 2H35V0H34ZM33 2V3H34ZM77 2V0H62V5H64V6H67L68 4H71V7H73L74 6V4ZM126 3H130L129 2V0H126L125 1ZM243 1H241L240 3H242ZM259 2H263L264 3V0H261V1H259ZM32 3V4H33ZM126 3H124V4H126ZM251 3V2H250ZM257 3H258V0H257ZM262 3V4H263ZM131 4H133V2H132V0H131ZM238 4H239V2H238ZM243 4H245V2H243ZM252 4H255V3H253L252 2ZM260 4V3H259ZM262 4H260V5H262ZM229 5V7H227ZM246 5H248V4H246ZM251 5V4H250ZM200 6V7H201ZM263 6H264V4H263ZM212 7L213 8H215L214 10L212 9ZM137 9V10H138ZM195 9L197 10V11H195ZM204 9H207V11L206 12H203L202 10H204ZM216 9H218L219 10V12H217L218 14H216ZM258 9V8H257ZM34 10V7H33V9H31V8H29V9H27L26 11H24L25 12V15H24V20H25V24L27 25V27L25 28V30H24V35H23V37L21 38V42H22V46H21V50L19 51L20 53L19 54H9L8 52H7V54H5L4 55V58L5 59H7V60H4V61H6V63H7V68H8V66H10L11 64H12V67L10 68L11 69V72H10V70H9V68H8V70H9V72H10V74H7L8 76H7V79H8V81H11V82H13V83H11V84H13V85H9V87L6 85V88L5 89H8L7 90V94L9 93V96L8 95H4L5 93L4 92H6V91H4L3 92V88L5 87V85H4V87L3 88H0V90H2V92L0 91V95H2L1 97H0V99H2L3 101H1L3 104H1V102H0V111L3 109V114H5V116L3 115V114H1L2 115V118H1V120L0 121H2V119H3V117L4 118H6L7 116H6V113H7V115L9 116V115H11V111H12V109H13V111H12V115H14V117L16 118V116L18 115V114H16V113H22L23 112V110H26L27 109V107L28 106H30V105H28L26 108H24L25 106H23V108H22V105H21V103L24 101V99H23V101H21V99L22 98H18L19 96L21 97V95H24V91H23V93L20 91L21 89H20V87L19 86H17V83L19 84V83H21V85L20 86H22V84H26V85H29L30 83H32L33 81H35V80H39V79H41L45 74H48L49 72H47L46 71V69H45V67H44V64H43V61H39L36 65H35V67H32L31 65H29V64H27L26 63V58L27 57H29V55H28V52L30 51V47H33V46H35V44H37L38 43V41H39V34L37 33V32H35V31H33V30H31V14H32V11ZM211 10V11H210ZM139 11V10H138ZM157 11V12H156ZM213 11H215L214 13H213ZM88 13H89V10L87 11ZM154 12H156V14H154ZM212 12V13H211ZM92 13H96V11L94 10ZM137 13V14H138ZM209 13H211V15L209 14ZM220 13V14H219ZM207 14L209 15V18L207 17ZM141 15V16H140ZM242 15V14H241ZM155 16V17H154ZM160 17H161V15H159ZM158 16V17H159ZM151 17H153V18H151ZM160 17L158 18V19H160ZM233 18V19H234ZM240 18V19H239ZM133 19L134 20H132L131 19V21H134L135 22V20H136V18H134L133 17ZM242 19V20H241ZM138 20V19H137ZM136 20V21H137ZM147 20V19H146ZM161 20H163V18H161ZM10 21V14L8 13V12H0V32H4V31H6L7 30V25H8V22ZM170 21V22H169ZM248 22V21H247ZM158 23H160L159 21L157 22V24ZM185 26H187V27H185ZM177 27H179V28H177ZM184 27V28H183ZM253 28V30H251L252 28ZM186 28H188L186 31H185V29ZM263 29V28H262ZM173 30V31H172ZM196 30V31H195ZM256 30V29H255ZM179 31V32H180ZM258 31V30H257ZM162 32V33H163ZM176 32H178L177 30H176ZM176 32L175 33H173V34H176ZM178 32V33H179ZM192 32H189V33H192ZM159 33V32H158ZM161 33V32H160ZM177 33V35H179ZM189 33H187V37H183V35L181 36V37H183L184 39L185 38H188V37H190V36H195L193 33H192V35H190ZM168 35V34H167ZM190 35V36H189ZM170 36V35H169ZM192 36V38L190 39V38H188V39H190L189 40V44L191 43L190 41L191 40H193L194 42L191 44V45H193L194 43H196L197 41L195 40V38ZM168 37V36H167ZM179 37V36H178ZM182 38V40H184ZM197 39V38H196ZM187 42H188V40L187 39H185ZM184 40V41H185ZM183 41V42H184ZM196 41V42H195ZM216 41V42H217ZM260 42H262L261 44H260ZM99 44V43H98ZM102 44H103V42H102ZM101 44V45H102ZM150 44H151V42H150ZM186 44V43H185ZM263 44V45H262ZM100 45V44H99ZM145 45H149V43H147V41H146V43H145ZM153 45V44H152ZM188 45V44H187ZM191 45H189L190 47H191ZM226 45V46H225ZM96 46V45H95ZM198 47L196 44L194 45V47ZM148 46H146V48H147ZM155 48V46L153 45L152 46V48ZM184 47H186V45L184 46ZM193 47V48H194ZM152 48H150L149 47V49H152ZM187 49H189L188 48V46L186 47ZM192 48V47H191ZM148 49V50H149ZM196 50H197V48H195ZM145 50V49H144ZM148 50H146V53H148ZM154 50V49H153ZM156 50V49H155ZM199 50H200V48H199ZM200 50V51H201ZM0 51L1 52H4V51H7L6 49H5V47H4V44H3V42H1V45H0ZM153 52L152 50H149V52ZM157 51V50H156ZM200 51H197L198 53L200 52ZM231 51V52H230ZM26 53V55L23 57H21L20 55H22V53ZM190 52V51H189ZM193 52H194V50H193ZM193 52H190V54L192 53L193 54V56L195 55ZM6 53V52H5ZM145 53V52H144ZM146 53H145V55H146ZM154 53V52H153ZM188 53V52H187ZM217 53V52H216ZM248 53H250V55L248 54ZM138 54H140V53H138ZM143 54V53H142ZM149 54V53H148ZM152 54V53H151ZM156 54H157V52H156ZM199 54H201V53H199ZM243 54H245V55H243ZM246 54L247 55H249L248 57L249 58H246L247 56H246ZM204 55V54H203ZM211 55V54H210ZM263 55V56H262ZM147 56V55H146ZM151 56V55H150ZM153 56H156V55H153ZM199 56H201V55H198V58L197 59H199L198 61L200 62L201 61V63L202 62H204V61H202V59L200 60V58H199ZM206 56V55H205ZM218 56H221V55H218ZM242 56H243V58H242ZM250 56H251V58H250ZM3 57V56H2ZM139 58H140V56H138ZM142 57H143V55H142ZM152 57V56H151ZM157 58H158V55L156 56ZM195 57H197V56H195ZM211 57H213V56H211ZM261 57V58H260ZM3 58V59H4ZM145 58V57H144ZM173 58V57H172ZM216 58H217V56H216ZM221 58V57H220ZM152 59H153V57H152ZM171 59V58H170ZM194 59V58H193ZM197 59H194L195 61L197 60ZM207 59V58H206ZM206 59H205V63H206ZM238 59H242V62H240V63H242L243 65H241L240 63H239V61L240 60H238ZM246 59H248V60H246ZM261 59V61H259V60ZM173 60V59H172ZM193 60V61H194ZM234 60V59H233ZM244 60H246V61H244ZM4 61H2V62H4ZM154 61H155V59H154ZM174 61H176V60H174ZM174 61H172V63L174 64H172L171 63V61H170V63L175 67V69H177L176 67H178V66H176V62H174ZM192 61V60H191ZM198 61H196V62H198ZM211 61V60H210ZM210 61H209V64H205V67H206V65H207V67L209 66V68H210ZM220 61V60H219ZM228 61V60H227ZM235 61H236V59H235ZM245 62V66H244V62ZM10 62V63H9ZM156 62H160V61H156ZM233 62V61H232ZM263 62V63H262ZM5 63V62H4ZM3 63V64H4ZM5 63V64H6ZM161 63V62H160ZM179 63V62H178ZM207 63H208V61H207ZM214 63V62H213ZM219 63V62H218ZM234 63V62H233ZM246 63H247V65H246ZM257 63H259V65H261V67L262 68H259L258 66V64ZM42 64V67H38V65L40 66ZM199 64V63H198ZM229 64V63H228ZM157 65H160L159 63L158 64H156V66H155V64H154V66L155 67H158ZM195 65V64H194ZM194 65H193V68H194ZM200 65V64H199ZM203 65V64H202ZM238 65H241V67L239 66L238 67ZM38 68H37V67ZM153 65H151V67H152ZM169 66H170V64H169ZM196 66V69H197V64L195 65ZM244 66V67H243ZM155 67H152V71L153 70H155V69H153V68H155ZM200 67V66H199ZM202 67H204V65L202 66ZM162 68V67H161ZM190 68H192V66L190 67ZM239 68V69H238ZM148 69V68H147ZM146 69V70H147ZM162 69H164V68H162ZM186 69H188V68H186ZM185 69V70H186ZM166 70H168V69H166ZM173 70H174V68H173ZM178 70H179V68H178ZM177 70V71H178ZM193 70V69H192ZM199 70V69H198ZM164 70H161L160 69V67H159V69L157 70V68H156V70H155V73L157 72V75H158V73L160 74V76H159V78H163V77H165V73L164 72H167V71H164ZM170 71V70H169ZM172 71V70H171ZM170 71V72H171ZM176 71V70H175ZM175 71H172V72H175ZM181 70H179L178 72H180ZM188 71H191L190 69L188 70ZM143 72V71H142ZM169 72V73H170ZM199 72V71H198ZM197 72V73H198ZM200 72V73H201ZM242 72V73H241ZM153 73H154V71H153ZM155 73H154V76H155ZM168 73V72H167ZM168 73V74H169ZM176 74H179V73H177V72H175ZM174 73V74H175ZM194 73H195V70H194ZM137 74H138V71H137ZM171 74V73H170ZM2 75H3V73H2ZM9 75H12L13 77L12 78H10V76ZM172 75H173V73H172ZM172 75H171V77H172ZM190 75H192L191 74V72H190V74L188 75V77L190 76ZM213 75V76H212ZM218 75V76H217ZM163 76V77H162ZM178 76V75H177ZM184 76V75H183ZM186 77H187V74L185 75ZM193 76H194V74H193ZM193 76H190L191 77V79H192V77ZM199 77H200V75H198ZM198 76H196V78L198 77ZM149 77V76H148ZM157 77V76H156ZM176 77V76H175ZM182 77V75L180 74V77H178V78H181ZM195 77V76H194ZM194 77H193V80H195L194 79ZM202 77V76H201ZM200 77V78H201ZM216 77H217V80L218 81H220V79H223V80H221L220 82L222 83H219V82H216L217 80H216ZM10 78V79H9ZM15 78H17L16 79V86L14 87V84H15V82L13 81V80H15ZM154 78V77H153ZM185 78V77H184ZM200 78H197V79H200ZM228 80V82H227V80ZM13 79V80H12ZM137 79V78H136ZM168 78H167V75H166V79H165V81L167 80ZM169 79H170V75H169ZM176 79H177V77H176ZM196 79V80H197ZM207 79V78H206ZM4 80V81H3ZM3 80H1V83H2V81L3 82H5V77L3 78ZM17 80L18 81H20V82H17ZM171 80V79H170ZM173 80V79H172ZM224 80H226V82L224 81ZM139 81V80H138ZM144 81V80H143ZM143 81L142 82H138L139 84H137V85H140V87H143V86H141L142 84H143ZM157 81V80H156ZM158 81H159V79H158ZM160 81H162V79H160ZM169 81V80H168ZM178 81H179V79H178ZM181 81V80H180ZM179 81V82H180ZM183 81V80H182ZM192 81V80H191ZM198 81H201V79L200 80H198ZM23 82V83H22ZM136 82H137V80H136ZM146 82V81H145ZM149 82H151V81H149ZM163 83H164V78H163V81H162ZM174 82V81H173ZM176 82V81H175ZM178 82V83H179ZM193 82V81H192ZM141 83V84H140ZM152 83V82H151ZM154 83H157V82H155L154 81ZM161 83V82H160ZM162 83V86L165 84H163ZM170 83H171V81H170ZM178 83H174V85L175 84H177V86H178ZM181 83V82H180ZM205 83H206V85H207V87H206V85H205ZM144 84H147V82L146 83H144ZM167 84V83H166ZM169 84V83H168ZM173 84V83H172ZM136 85V84H135ZM151 85V84H150ZM153 85V84H152ZM156 85V84H155ZM161 85V84H160ZM180 85V84H179ZM182 85H183V83H182ZM181 85V86H182ZM195 85V86H194ZM3 86V85H2ZM13 87L12 89L14 90L15 89V91H13V90H11V88L10 87ZM25 86V85H24ZM162 86L161 87H159V88H162ZM176 86V87H177ZM199 87V89L200 88H202L201 89V91L200 90H198V88L197 87ZM245 86V87H244ZM1 87V86H0ZM8 87V88H7ZM19 87V91L22 93H20V95H18L19 94V91H17L18 88ZM23 87V86H22ZM28 86H26V88H27ZM139 87V88H140ZM148 87L151 89V87H153V86H149L148 85ZM148 87H147V91L149 90L148 89ZM174 87V86H173ZM183 87V86H182ZM137 88V87H136ZM146 87H145V85H144V89H145ZM179 88V87H178ZM194 88H196L195 90H194ZM204 88H206L205 90L207 91H209V93H208V91L206 92L205 90H204ZM25 88H23V90H24ZM32 89V88H31ZM31 89H29V90H31ZM39 89V88H38ZM141 89V88H140ZM140 89H137V90H140ZM143 89V88H142ZM141 89V90H142ZM143 89V90H144ZM155 89V88H154ZM154 89H152V90H154ZM170 89V88H169ZM177 89V88H176ZM180 89V88H179ZM11 90V91H10ZM47 89H44V91H42L43 93L41 94V98H42V100H37V102L34 104V106L36 107H32V109L30 110V111H28V110H26V111H28L27 113L28 114H30V115H28V116H30V117H32V116H34L33 114H41L43 111H46L47 109H49V108H51L53 111H55V112H62V109L60 108V106H59V104H58V101L56 100V98H53V99H51V98H48V96H47V93L45 92ZM139 91V93L141 92L142 93V91ZM156 90V89H155ZM163 90V89H162ZM173 90V89H172ZM200 91V93L202 94V96H200V93H197L196 94V92L194 93L193 91ZM15 92L16 94H17V96H15V95H13V97H12V95H10V92ZM17 91V92H16ZM146 91V92H147ZM150 91V90H149ZM160 92H161V90H159ZM164 91H165V89H164ZM164 91H162L161 93H162V95L164 94ZM170 91H171V89H170ZM174 91V90H173ZM176 91V90H175ZM182 91L181 92H179L178 91V93H182ZM205 91V92H204ZM253 91V92H254ZM256 91H255V96L256 97H258V94L256 93ZM13 92H12V94H13ZM145 92V91H144ZM143 92V93H144ZM151 92H153V91H151ZM165 92H168V91H165ZM154 93V92H153ZM156 93V92H155ZM173 93H175V92H173ZM182 93V94H183ZM192 93H194V95L192 94ZM205 93V94H204ZM208 93V94H207ZM150 94V93H149ZM156 94H158V91H157V93ZM177 94V93H176ZM181 94V95H182ZM3 95L5 96V97H3ZM25 95H26V93H25ZM82 94H81V91H79L78 92V94H77V97H76V100H75V104H76V107H77V111H76V114H77V116H78V118H79V120H80V127H79V129L77 130V132L73 135V137L71 138V140L70 141H68V142H66V143H64V144H62V149H63V154H64V157H66V159L67 160H69L71 163H73V164H75L77 167H78V170H77V173H75L74 174V177L72 178H68V180L70 179V181H73V182H71L72 183V186L73 185H75V184H77V187H76V185H75V188L76 189H80L81 191L83 190V192L85 193V195H86V203L81 207V209L79 210L80 211V213H79V217L78 218H75V221L77 222V224H74V221H72V220H74L73 218H70V219H68L67 220V218L65 217V215H64V217L66 218V220L67 221H69L71 224L73 223V226L71 225V228H70V226L67 224V222L66 221H64L68 226H65L66 228H64L65 229V233L68 231L69 232V229H70V231H72V229H73V233H75V234H78L79 236H75V235H73V233H71V236L73 237H77L78 239H76V240H82L83 242H82V245H84V247L81 249V250H79L80 252H79V254H75V257L78 259L79 258V263L80 264H100L99 263V259H94L96 256H95V254L93 253V251L92 250H95L96 248H98L99 249V252H100V250H102V248H99V247H97L98 245H97V242L99 241L100 242V240L102 239V238H104V236H102L103 235V233H109L110 232V229H108L111 225H112V223H113V219H115L116 220V218H114V216L116 217H118V215H120V214H117V212L116 211H121V209L119 208V207H121V206H123V208H125V209H127V207L126 206H128V208H129V204H132L131 203V201H128V200H126L127 198L125 197V198H122V197H120L119 199H121V200H113V199H111V197H110V199L111 200H109V196H108V194H110V193H105V192H101L100 191V189H99V186H97L96 184H95V179H98V181L99 182H101V179H103L104 180V175L103 174H106V173H108V172H111V171H109V169H111V163H110V158L108 159V160H106V159H102V155H98L97 156V153H95L94 151H92V147L94 146V145H97L98 143H100L101 141H100V138H99V136L101 135V131H100V129H102V127L99 129L98 127H94V128H91V129H87L86 128V126L83 128V126H81L82 124H86V122H87V119L89 118V116H91L90 114H91V106L89 105V103L88 102H90V101H86V100H84V102H80L81 101V98H82V96H81ZM143 95H145V94H143ZM143 95H141L142 97H144ZM147 96H146V98L148 97V94H146ZM159 95V94H158ZM161 95V94H160ZM170 95H172V94H170ZM170 95L168 96L167 95V98L168 97H170ZM178 95V94H177ZM185 95H182V96H185ZM198 96V97H196V96ZM10 97V99L8 98V97ZM153 96V95H152ZM180 96V95H179ZM188 96H187V100H188ZM15 97H17V99L15 98ZM154 97H159V98H162L163 96H156V95H154ZM153 97V98H154ZM201 98V100H200V98ZM12 98L14 99V100H16V102L17 101H19L20 100V103L18 104V103H15V101L13 102V103H10V102H12V101H10V100H12ZM27 98H28V96H27ZM30 98V97H29ZM28 98V99H29ZM148 98H150V100L152 99V97L151 96H149ZM165 98H166V96H165ZM167 98H166V100H167ZM172 98V97H171ZM175 98V97H174ZM191 98H192V101H194L193 99H196L195 101H194V104H192L193 102L191 101ZM251 100H253V97L251 96ZM19 99V100H18ZM26 99V98H25ZM28 99H26V100H28ZM145 99V98H144ZM163 99V98H162ZM184 99V103H185V98H183ZM142 101H144L143 99H141ZM140 99H139V101H141ZM152 100H154L155 101V98L154 99H152ZM152 100H151V102H152ZM160 100V99H159ZM164 101H165V99H163ZM171 100V99H170ZM173 100V99H172ZM205 100H206V102H205ZM8 101V102H7ZM35 101V100H34ZM146 102H147V100H145ZM144 101V102H145ZM153 101V103H155ZM163 101V103L162 104H164L165 103V105H167L166 104V101L164 102ZM176 101H177V98H176ZM199 101V102H198ZM201 101V102H200ZM5 102V103H4ZM6 102H7V104H6ZM150 102V101H149ZM158 102V101H157ZM155 103V106L157 105V106H159L160 104H161V100H160V102H159V104L158 103ZM190 102H192V103H190ZM248 103H249V100L247 101ZM23 103H25V102H23ZM139 103H141V102H139ZM148 103V102H147ZM145 104V103H142V108L144 107V106H151V107H153V109L152 110H155V109H157V108H159V109H162V106H164V108L163 109H165L166 111H167V109L165 108V105H160V107H156V108H154L155 106H154V104L153 103H148V104ZM171 103H173V102H171ZM170 103V104H171ZM174 103H175V100H174ZM177 103V102H176ZM182 103H183V100H182ZM183 103V104H184ZM190 103V104H189ZM252 103V102H251ZM250 103V104H251ZM9 104V105H8ZM11 104V105H10ZM169 104V105H170ZM181 104V103H180ZM20 105H21V107H20ZM24 105V104H23ZM26 105V104H25ZM153 105V106H152ZM171 105H173V104H171ZM187 105V106H188ZM214 105V104H213ZM251 105H254L255 107H256V105L254 104V103H252ZM8 107V106H11V107H8V108H6V109H4L5 107ZM13 106V107H12ZM146 106V107H147ZM176 106V104L174 105V106H172V109H174L175 111H178L179 112V114H180V107L178 108V110H177V108L175 107ZM144 108L145 110H146V112H149L150 113V109H147V108ZM167 107V106H166ZM169 107V106H168ZM183 107V106H182ZM203 107V106H202ZM250 107V105H248V108ZM10 108H12L11 110H10ZM176 108V109H175ZM195 108V107H194ZM251 108V107H250ZM249 108V109H250ZM9 109V110H8ZM29 109V108H28ZM141 109V108H140ZM169 109H171V107H169ZM170 110L171 111V113H173L174 111L173 110ZM186 109H188V108H186ZM186 109H184V110H186ZM244 109V108H243ZM245 109H246V107H245ZM165 110H163L162 111V113H161V110H159V112H160V114H157L158 112H157V110H156V114H154V116L156 115V117H159L158 115H160L161 116V114L164 116L165 114L164 113H166V111ZM184 110H183V113H184ZM188 110H196V109H190V107H189V109ZM250 110H252V109H250ZM21 111V112H20ZM25 111V112H26ZM165 111V112H164ZM170 111L168 110V114L170 113ZM13 112H14V114H13ZM24 112V113H25ZM190 112V111H189ZM238 112V111H237ZM10 113V114H9ZM142 113H145V112H142ZM148 113V114H149ZM155 113V112H154ZM177 113V112H176ZM253 113V112H252ZM23 114V113H22ZM146 114V113H145ZM144 114V115H145ZM147 114V115H148ZM167 114V113H166ZM167 114V115H168ZM185 115H186V112L184 113ZM12 115L10 116L11 117V119L13 118L12 117ZM27 115V114H26ZM32 115V116H31ZM146 115V116H147ZM150 115L152 116L153 114H149L147 117L145 116V118H146V120L144 121L145 123L148 121H150L152 118L150 117ZM177 115V114H176ZM189 115V114H188ZM243 115H245V114H243ZM20 117H23V116H21V115H19ZM27 116V117H28ZM154 116H152L153 118H154ZM166 116V115H165ZM179 116V115H178ZM182 116V115H181ZM184 116V115H183ZM241 116V115H240ZM252 116V115H251ZM155 117V118H156ZM185 117V116H184ZM186 117H187V115H186ZM15 118H13L14 120H15ZM17 118H18V116H17ZM147 118H151L150 120L149 119H147ZM188 118V117H187ZM193 118V117H192ZM191 118V119H192ZM196 118H194V119H196ZM223 120H222V119ZM230 118V119H231ZM9 120L10 118H6L5 120ZM27 119V118H26ZM25 119V117H23L21 120H22V122H24V120H26ZM30 119V118H29ZM203 119V120H202ZM4 120V119H3ZM17 120V119H16ZM15 120V121H16ZM21 120H19L18 119V121L20 122ZM183 120V119H182ZM185 120V119H184ZM211 120V121H210ZM9 121H11L12 122V120H9ZM7 122V123H4L3 124V122H2V124L5 126V129L8 131L9 129L11 130V127L12 126H10V128H9V125H10V122ZM14 121V122H15ZM30 121H31V119L29 120V123H30ZM193 121V120H192ZM192 121H190V123L192 122ZM209 121H210V123H209ZM215 121V122H214ZM4 122H6V121H4ZM14 122L12 123L13 125H14ZM18 122V123H19ZM27 122V121H26ZM143 122V123H144ZM189 122V121H188ZM194 122L196 123V120L195 121H193L191 124H189V123H187V121H186V123L187 124H189V125H187V126H189L190 127V130L191 131H189V129H188V131L189 132H194L195 134L197 133L196 131H197V129L199 128V131H201V132H203V131H205L206 132V134L204 133V135H202V136H204V137H201V135L199 134L198 135V137H197V139L196 140H199V142H201L202 140H201V138L203 139V141H207V138L206 137H208L207 136V133L208 134H210L212 131L211 130H213V131H216V129H218L217 130V132H215V134H220L219 133V131L220 130H222V129H220L221 127H220V123L221 122H219L218 124V128H217V125H214L213 126V124L212 125H210L211 126V130L209 131V130H205V129H202L201 130V128H206V126L205 125H203V123H201L202 124V127H201V124H200V127H197V126H199L198 124H196V126L194 125ZM199 122V123H200ZM233 122V121H232ZM29 123H26L25 124V122H24V124L23 125H26L27 127H28V130H27V135L29 134V135H31L32 134V136L34 137V138H39L38 139V141L40 142V141H44V138H46L45 136L46 135H50L51 137L53 136L52 135V133H53V131L51 130V129H47V128H44V127H42L41 125H40V123H34V124H29ZM142 123V124H143ZM183 123V122H182ZM248 123V122H247ZM246 123V124H247ZM251 123V122H250ZM249 123V124H250ZM0 124H1V122H0ZM7 124H9V125H7ZM106 124H107V122H106ZM105 124V128L107 127V125ZM141 124V125H142ZM253 124V123H252ZM6 125H7V127H6ZM21 125V124H20ZM97 125H99V124H97ZM101 125V124H100ZM178 125V124H177ZM184 124H182V127H180L179 128V125L177 126V127H175V130L173 129L172 131H177V129H181V130H183V127H185V126H183ZM193 125H194V127H196L197 129H195L194 127H193ZM224 125V124H223ZM2 125H0V127H1ZM4 126L3 127H1L0 128V134L2 135V137L3 138H5L4 136H3V133H4V131L5 132H7L6 130H2V128L4 129ZM187 126H186V129H187ZM191 126H192V128L194 129V130H196V131H194L192 128H191ZM203 126H205V127H203ZM216 126V127H215ZM226 126V125H225ZM103 127V130L105 129ZM14 128L15 129H12V131H10L9 130V132H13L14 130L16 131V127L14 126ZM167 129L166 130H169L168 129V127H166ZM209 129H210V127H208ZM222 128H224V126L222 127ZM161 129V128H160ZM163 129H164V127L162 128V130H157L158 131V133L156 132V134H157V136L158 135H162V134H164L163 132H165V130L163 131ZM215 129V130H214ZM249 129V128H248ZM247 129V130H248ZM29 130H32V131H34V133L31 131V134L30 133H28V131ZM87 130V131H86ZM156 130V129H155ZM180 130V131H181ZM251 130V129H250ZM106 131H107V128H106V130H105V134H107L106 133ZM170 131H171V129H170ZM224 131V130H223ZM226 131V130H225ZM228 131V130H227ZM1 132H3V133H1ZM30 132V131H29ZM46 132V133H45ZM150 132H152V133H154V131H150ZM162 132V133H161ZM104 133V132H103ZM102 133V134H103ZM176 133V132H175ZM175 133H173L174 135H172L171 136V138L172 139H174L173 138V136L174 137H178ZM193 133V134H194ZM198 133H200V132H198ZM197 133V134H198ZM214 133V132H213ZM249 133H250V131H249ZM253 133V132H252ZM256 133V134H257ZM105 134H103V135H105ZM151 134V133H150ZM155 134V133H154ZM184 134V133H183ZM181 135V134H178L179 136H180V138L178 137V138H175L176 139V141H178V139H184L185 140V137L188 139V137L190 138V140H192L193 138H191V135L192 134H190V135H188L187 136V134L185 135ZM251 134V133H250ZM257 134V135H258ZM167 135H168V132H167ZM211 135V134H210ZM209 135V136H210ZM256 135V136H257ZM25 136L26 135H24V137L22 138H20V139H22V140H26V138H25ZM182 136H185L184 138H182ZM200 136V137H199ZM206 136V137H205ZM214 136V135H213ZM1 136H0V155L1 154H3V155H1V156H3L2 157V160L1 161H6L5 162V165H6V169H5V171H7V172H9V170H10V173H8V178H7V175H3V176H1L2 178V180L5 178L6 179V181H8V180H10L11 178L12 179H14V174L16 175V178L17 179H23V178H26L27 177V173L28 172H26V173H23V174H21V173H18V170L20 169L19 167H18V165H17V161L20 159V160H22L24 157L22 156L21 157V155L22 154H24L22 151H27V153H25V154H28V148H27V146H29L27 143H26V141L24 142V141H22L23 143H26L25 145L26 146H23L22 145V142L21 143H19V141H18V143L19 144H21V146L23 147H21L20 148V145L18 144L17 146H19V148L17 147L16 148V152H15V150H13V147H12V149L11 148H8V147H6L7 145H8V143H5L6 141V138L3 140V138H2ZM27 137V136H26ZM32 137V138H33ZM106 137V136H105ZM159 137V136H158ZM196 137V136H195ZM216 137H217V135H216ZM216 137H213L214 139L216 138ZM33 138V139H34ZM159 138H163V136L162 137H159ZM168 138V137H167ZM171 138H168V139H170L168 142H169V144H171V145H169V146H172V141H175V140H171ZM205 138H206V140H205ZM209 138V137H208ZM226 138H228V135L226 136ZM257 138V137H256ZM256 138H254L255 140H252V141H255V142H259V141H256ZM257 138V139H258ZM158 139V138H157ZM156 138L155 139H153L154 141L155 140H157ZM166 139V138H165ZM165 139H158V140H160V142L162 143ZM195 139V138H194ZM211 139H212V136L210 137V139H208V142L210 143V141H211ZM213 139V140H214ZM27 140H28V138H27ZM32 139L30 138V141H31ZM103 140H106L105 138L103 139ZM162 140V141H161ZM201 140V141H200ZM212 140V141H213ZM247 140V139H246ZM264 140V139H263ZM4 141V142H3ZM7 141H8V139H7ZM34 141H36V143L38 142L37 141V139L35 140L34 139ZM34 141L32 140V143H34ZM98 141H100V142H98ZM165 141H167V140H165ZM183 140H181V144L182 145H184L185 144V142H188L189 143V139H188V141H186L185 140V142H182ZM193 141V140H192ZM202 141V142H203ZM261 141V140H260ZM11 142V141H10ZM9 142V143H10ZM98 142V143H97ZM191 142V141H190ZM213 142H215V141H213ZM248 142V141H247ZM246 142V143H247ZM7 144L6 146H4V144ZM140 143H142L143 145L144 144H148V140L146 139V138H141V142ZM166 143V142H165ZM164 142L162 143V144H165ZM180 143V142H179ZM195 142H192V149L193 150H195L196 148V150H199L198 149V146H199V144H197L198 142H196V144H194ZM232 143V142H231ZM245 143V142H244ZM250 143V142H249ZM253 143V142H252ZM260 143V142H259ZM263 143L264 142H262L261 144L263 145ZM11 144V143H10ZM43 144V143H42ZM196 145L195 147H194V145ZM211 144H212V142H211ZM210 144V145H211ZM240 144V143H239ZM99 145V144H98ZM167 145V146H168ZM178 145V144H177ZM241 145V144H240ZM244 145V144H243ZM246 145V144H245ZM248 146H249V144H247ZM246 145V146H247ZM16 146V145H15ZM150 146V145H149ZM149 146H148V150H150L149 149ZM153 148H152V153H155V155H157L158 153L156 152L157 150L155 149V147L153 146V145H151ZM151 146H150V148H151ZM166 146V144H165V147H167ZM169 146L167 147L168 148V150H169ZM187 146H188V144H187ZM186 146V147H187ZM201 146V145H200ZM199 146V147H200ZM204 146V145H203ZM205 146H207V147H211V146H208V144L207 145H205ZM205 146H204V149H205ZM6 147V148H5ZM25 147V148H24ZM190 147V146H189ZM202 147V146H201ZM227 147H229V142H228V146ZM96 148H98V146H96ZM171 148H173V147H171ZM184 148H185V146H184ZM233 148V147H232ZM239 148V147H238ZM241 148V147H240ZM251 148V147H250ZM15 149V148H14ZM21 149H23V150H21ZM28 149V150H27ZM166 149V148H165ZM187 149V148H186ZM202 149V148H201ZM200 149V150H201ZM208 149V148H207ZM213 149V148H212ZM215 149V148H214ZM248 149H249V147H247V150L246 151H248ZM251 149H253V148H251ZM31 150V149H30ZM33 150V149H32ZM36 150H37V148H36ZM59 148H54V149H52L51 151H52V154H56V153H58L59 152ZM171 150V149H170ZM192 150V151H193ZM199 150V151H200ZM203 150V149H202ZM209 150V149H208ZM235 150H237V149H235ZM188 151H190V152H192L191 151V148L188 150ZM187 150H186V153L188 152ZM199 151H197V152H199ZM204 151V150H203ZM203 151H200V152H203ZM12 152V153H11ZM13 152H15V155H13ZM190 152H188V154L190 155V156H188L189 158L190 157H192L191 156V154H190ZM197 152H194V153H196L197 154ZM207 151H204V155H207V154H205ZM30 153V152H29ZM35 153H37V152H35ZM49 154H50V152H49ZM101 154V153H100ZM187 154V155H188ZM201 154V153H200ZM203 154H201V155H203ZM209 154V153H208ZM213 154V153H212ZM57 155V154H56ZM193 155V154H192ZM195 155V154H194ZM193 155V156H194ZM201 155H199L200 156V159H201ZM209 155H211V154H209ZM208 155V156H209ZM212 156V155H211ZM28 157V156H27ZM56 157V156H55ZM29 158V157H28ZM28 158H27V160H28ZM103 158H105V157H103ZM187 158V157H186ZM197 158H198V156H197ZM210 158V157H209ZM208 158V159H209ZM0 159H1V157H0ZM16 159H17V161H16ZM65 159V160H66ZM111 159H112V161H114V159H113V157H111ZM145 159V158H144ZM62 160H63V158H62ZM110 160V161H109ZM205 160V159H204ZM187 161V160H186ZM191 161H192V159H191ZM193 161H194V159H193ZM20 162V161H19ZM23 162V161H22ZM22 162H21V164H22ZM25 162L27 163V161L25 160ZM204 162V161H203ZM2 163V162H1ZM205 163H207V161L205 162ZM19 164V163H18ZM24 164V163H23ZM22 164V165H23ZM201 164H202V162H201ZM209 164V163H208ZM2 165H3V167H4V164L2 163ZM20 165V164H19ZM132 164L130 163L129 164V166H131ZM206 166V164H203V166ZM24 166V165H23ZM23 166H22V168H23ZM26 166V165H25ZM113 166V165H112ZM202 166V165H201ZM202 166V167H203ZM205 166H204V168H205ZM3 167L1 168V165H0V172H2V170L4 171V169H3ZM113 167H115V166H113ZM128 167V166H127ZM132 167V166H131ZM138 167V166H137ZM201 167V168H202ZM208 167V166H207ZM206 167V168H207ZM19 168V169H18ZM25 168V167H24ZM117 168V167H116ZM129 168V167H128ZM132 168H134V167H132ZM26 169V168H25ZM130 169V168H129ZM151 169H152V167H151ZM131 170V169H130ZM4 171V173L5 174H7V172H5ZM23 172H25L24 170H22ZM117 171H118V168H117ZM200 171H202V170H200ZM206 171V170H205ZM204 171V172H205ZM259 171H261V170H259ZM154 171H152V172H150L151 173V175H153L154 173H153ZM253 172V171H252ZM255 172V171H254ZM3 173V172H2ZM2 173L0 174V175H2ZM3 173V174H4ZM119 173V172H118ZM134 173H135V171H134ZM133 173V174H134ZM153 173V174H152ZM25 174H26V176H25ZM103 175L102 176V178H101V176H99V175ZM110 174V173H109ZM116 174H117V172H116ZM137 174H139L138 173V169H137ZM203 174V173H202ZM206 174H208V173H206ZM253 174H255V173H253ZM252 174V175H253ZM257 174H258V172H257ZM261 174V173H260ZM135 175V174H134ZM133 175V176H134ZM161 174H159L158 175V177H160V178H156L155 179V177H156V174L155 175H153L151 178L150 177H148V178H150V181H149V179H147L148 181H149V186H151V184H152V182L151 181H153V180H156V181H160V179L162 178L161 176H160ZM251 175V174H250ZM5 176V177H4ZM12 176V177H11ZM25 176V177H24ZM257 176V175H256ZM106 177V176H105ZM114 177V176H113ZM251 177H255V176H251ZM259 177V176H258ZM261 177V176H260ZM15 178V179H16ZM118 178V177H117ZM206 178V177H205ZM5 179H4V184H3V186L1 185L2 183V181H0V197H1V195L3 194V196H7L8 195V199L10 200L11 198H9V191L11 190V192L13 193V192H15L16 190H18L17 188H21V187H25V185H22V184H19L18 185V183H16V182H13L12 183V181H14V180H12L11 179V181H8V182H6L7 183V185H6V183H5ZM8 179V180H7ZM22 179H21V181H22ZM110 179V178H109ZM108 179V180H109ZM114 180V178H111V180ZM135 179H136V177H135ZM24 180V179H23ZM68 180H66L65 179V181H64V183H66V181H68ZM102 180V182H105V181H103ZM106 180V179H105ZM112 180V181H113ZM119 180V179H118ZM162 180H163V178H162ZM161 180V181H162ZM263 179H260V180H257V181H259V182H261ZM20 180L18 181V182H21ZM110 181V180H109ZM154 182V181H153ZM68 183V182H67ZM66 183V184H67ZM107 183H108V181H107ZM136 183V182H135ZM157 183V182H156ZM263 183V182H262ZM24 184V183H23ZM25 184H27L26 182H25ZM57 184H60V183H57ZM62 184V183H61ZM69 184V183H68ZM161 184V183H160ZM109 185H112V184H109ZM116 185V184H115ZM147 185V186H148ZM154 185H156V184H153V186ZM159 184H157L156 186H158ZM264 185V184H263ZM27 186V185H26ZM28 186H29V183H28ZM57 186H59V185H57ZM62 186H65V185H61V187ZM71 185L69 186L70 188L72 187ZM148 186V187H149ZM205 186V185H204ZM208 186H214L213 184L211 185V184H208ZM2 187V188H1ZM5 187H7L5 190H6V193H7V191H8V193L7 194H5V191H3L2 189H4ZM19 188V190L17 191L18 193L16 194V193H14L15 195H18V194H20V193H22L21 195H22V197H20L19 195L16 197V196H12L11 194H10V197L12 196V198L13 197H15L14 199H15V201L18 199L19 200V198H20V202L23 204V202L27 199L28 200V202H27V200L25 201L26 203H29V202H33V197L31 196V195H29L31 198H23V197H27L28 195L27 194H31L32 192L31 191H28V192H31V193H28V192H26L27 191V189H28V187H27V189L26 188ZM134 187V186H133ZM147 187V189H149ZM155 187V186H154ZM15 188H16V190H15ZM30 188V187H29ZM73 188V187H72ZM136 188V187H135ZM151 188H152V186H151ZM161 188V187H160ZM198 188V187H197ZM9 189V190H8ZM26 189V190H25ZM74 189V188H73ZM78 189V190H79ZM115 189V188H114ZM117 189V188H116ZM15 190V191H14ZM23 191L24 190V192H26V196H25V194H24V192H21V191ZM30 190V189H29ZM71 190V189H70ZM70 190H68V191H70ZM136 190V189H135ZM195 190V194H194V196L195 197H193L194 199H191V204H193V208L194 209H197V207L199 206V204L202 202V201H200V199L198 198L197 199V197H199V195L197 196V192H198V189H194ZM19 191H20V193H19ZM112 191H115V190H112ZM117 191H119V189L117 190ZM116 191V192H117ZM129 191V190H128ZM135 192H137V191H135ZM54 193H57V192H54ZM61 193V192H60ZM130 193V192H129ZM129 193H127V194H125V195H123V196H130L131 195V193L129 194ZM132 193L134 194V195H131V196H133L135 199H136V201H138V198H137V196H138V194H136V193H134L133 191H132ZM23 194H24V196H23ZM62 194V197L64 196L65 198H66V200L69 198V194H67V196H66V193H64V192H62L61 193ZM140 194H142V193H140ZM137 195V196H136ZM2 196V197H3ZM28 196V197H29ZM57 196H58V198L61 196V195H58V193H57ZM56 196V197H57ZM108 196V197H107ZM197 196V197H196ZM254 197V196H253ZM21 198H23V199H21ZM61 198V197H60ZM255 198V197H254ZM257 198V197H256ZM1 199V198H0ZM3 199L4 200H6L7 198H4L3 197ZM259 199V198H258ZM258 199H257V203L259 202L258 201ZM260 199H262L261 197H260ZM9 200H7V201H9ZM17 200V202L19 203V201ZM29 200H32V201H29ZM241 200V199H240ZM247 200V199H246ZM255 200V199H254ZM3 200H1V202H2ZM10 201H13V200H10ZM9 201V203H11L12 204V202H10ZM23 201V202H22ZM209 201V200H208ZM239 201V200H238ZM251 201H253V198H251ZM24 202V206H26V203ZM127 202H128V204H127ZM130 202V203H129ZM222 202V201H221ZM224 202V201H223ZM237 202V201H236ZM3 203V202H2ZM14 203H16V202H14ZM13 203V204H14ZM18 203H16V204H18ZM121 203V204H120ZM137 203V202H136ZM226 203H228V201L226 202ZM230 203V202H229ZM228 203V204H229ZM241 203H243V202H241ZM4 204H6V203H4ZM4 204H0V206H1V208H0V210L2 209V206H6V205H4ZM15 204V205H16ZM20 204V203H19ZM16 205V206H20V207H18V208H16L14 205H12L11 207H13L12 209L14 210V209H17V212L15 211V213H18L19 211L22 213L23 212V210L22 209H20V210H18L19 208H22L23 206L22 205ZM247 204V203H246ZM255 204V203H254ZM10 205V204H9ZM133 205H134V203H133ZM130 206V208L129 209H131L130 210V212H132V209L134 208V206ZM233 205H234V203H233ZM237 205V204H236ZM252 205V207L254 206L253 204H251ZM32 206V205H31ZM228 206V205H227ZM227 206H225V208H224V210L226 211V207ZM230 206V205H229ZM239 206H240V204H239ZM132 207V208H131ZM216 206H214L213 208H215ZM222 207H223V205H222ZM222 207L221 208H219V210H221L222 209ZM242 207V206H241ZM246 207L248 208V206H246L245 205V208L243 207L242 209H245L246 210ZM6 208H8V207H5V208H3L2 209V212L4 211V209H6ZM10 208V207H9ZM32 208V207H31ZM30 208V209H31ZM59 208V206H56V209H55V207H54V210H57ZM122 208V207H121ZM174 207H169L167 210H165L164 208H161V209H163V210H165V212H166V216H167V225H165L164 227H161L160 228V232H158L157 234H153V232L152 233H150L149 231H151V229H152V226H155V224L157 223V221L155 220V221H152V219H150V218H147L146 216H144V215H140V214H138L137 215V213H135V212H132V214H134V215H136L135 217H137V218H135L133 215H132V217H134V218H130L129 216H131L130 215V213H129V215H128V218L130 219V220H132V223H131V221H128L129 219L128 218H126L127 219V221L126 220H124V222H125V224H124V222L122 223V221L120 222V220H122L120 217L119 218H117L118 220H116L117 222H120L121 224H123V227H124V225H125V227H126V223H127V225H130L131 224V226L133 227V232H146L147 233V235H148V233H150L151 235H154V236H152L151 237V235L150 236H147L146 237V234H145V237L146 238H148V237H150V241H149V243L150 244H152V243H154V245L152 244V246H153V248H151L152 249V251L154 252V255H160V256H158V257H160V260L158 261V262H160V261H162V263H163V261H166L165 259H167V261H168V259L171 261L172 259H170L172 256L174 257V253L176 252L175 251V249H177V245H179V244H183V242L186 240L187 242H184V244L186 245V246H188V244H190L191 245V241H196L198 238H200V240H202V241H204L205 243L208 241V243L209 242H213V241H211V239H212V237L213 236H215V238H216V235H214L213 233H211V232H209V230H210V227L212 228L211 229V231H213V229L215 228V225H217V222L215 221V222H213L214 221V216H215V218L217 217L215 214H217V212H218V214H219V212H221V211H218V209H212L211 211H208V212H205V213H201V212H198V211H196V212H198V213H196L195 211H194V220H193V218L191 217V220H192V222L190 221V219H188L189 221H190V224H189V222H187V221H184L183 223H182V226L180 225V226H178L179 228H175L174 227V223H173V213H174V211L172 210ZM192 208V209H193ZM229 208V207H228ZM239 208V207H238ZM23 209H24V207H23ZM28 209V208H27ZM29 209V210H30ZM67 209V208H66ZM129 209H127V210H129ZM234 209H236V208H234ZM233 209V210H234ZM8 210V209H7ZM11 210V209H10ZM9 210V211H10ZM26 210V209H25ZM53 210V211H54ZM228 210H231V209H228ZM255 210H257V209H255ZM27 211V210H26ZM31 211V210H30ZM114 211L116 212V213H114ZM124 211V210H123ZM135 211V210H134ZM215 211H216V213H215ZM29 212V211H28ZM27 212V213H28ZM45 212H47V210L45 211ZM1 213V212H0ZM5 213V212H4ZM3 213V214H4ZM11 213V212H10ZM14 213V212H13ZM13 213H11V214H9V212L7 213L8 214V216L9 215H12ZM13 214L12 216H14L13 217V219H16L17 217V214ZM24 213V212H23ZM223 213H224V211H223ZM229 213H230V211H229ZM2 214V213H1ZM2 214V215H3ZM20 214V213H19ZM28 214H30V213H28ZM28 214H27V216H28ZM48 214V213H47ZM47 214H45L44 215V217H43V221H44V223L42 224V225H44L45 224V226H44V228L45 227H47L46 225H50V223H52V224H57V223H59L60 221H59V219H58V217H57V215H52L51 213V215L52 216H48ZM114 214H116V215H114ZM125 214H127V211L125 212ZM217 214V215H218ZM220 214H222V213H220ZM21 215V214H20ZM25 215V214H24ZM123 215V214H122ZM125 216V215H124ZM184 216V215H183ZM6 217H7V215H6ZM18 217H19V215H18ZM24 217V216H23ZM26 217V216H25ZM9 218H10V216H9ZM184 218V217H183ZM213 218V219H212ZM47 219L48 220H50V221H47ZM120 219V220H119ZM136 221H134V220ZM201 219H203V220H201ZM210 219H212L213 221L211 222L212 224H214V227H213V225L212 226H210L209 227V225H208V228H207V226L206 225H202V224H204V222L205 221H208V223H209V221H210ZM10 220V219H9ZM18 220V219H17ZM16 220V221H17ZM59 221V222H56V221ZM186 220H187V218H186ZM205 220V221H204ZM7 221V219L6 220H0V231H2V229L4 228V225L6 224V223H8V222H6ZM11 221V220H10ZM9 221V222H10ZM13 221V220H12ZM11 221V222H12ZM38 221V220H37ZM40 221H42V219L40 220ZM42 221V222H43ZM54 221H55V223H54ZM63 221H61L60 223L61 224H63L64 225V222ZM72 221V222H71ZM134 221V222H133ZM204 221V222H203ZM15 222V221H14ZM41 222V223H42ZM68 222V223H69ZM115 222V221H114ZM30 223V222H29ZM40 223V224H41ZM59 223V226L61 225ZM69 223V224H70ZM129 223V224H128ZM188 223V224H187ZM192 223V224H191ZM113 224H116V222L115 223H113ZM120 224V225H121ZM264 224V223H263ZM74 225H76V226H74ZM117 225V224H116ZM116 225H115V227H116ZM119 225V226H120ZM5 226H7V225H5ZM50 226H53V225H50ZM201 226V227H200ZM202 226H205V227H202ZM41 227H43V226H41ZM57 227H58V224H57ZM56 227V228H57ZM130 227V226H129ZM29 228V227H28ZM68 228V229H67ZM112 228H113V226H112ZM111 228V229H112ZM127 228H128V226H127ZM201 228H203V229H201ZM205 228H207L208 229V232H207V229L206 230H204ZM57 229H59V228H57ZM60 229H61V227H60ZM115 229V228H114ZM216 229V230H215ZM214 230L215 231H213L214 233L217 231V227L215 228ZM67 230V231H66ZM37 231H39V230H37ZM36 231V232H37ZM44 231V230H43ZM46 231H47V229H46ZM61 231V230H60ZM203 231H206V232H203ZM28 232H30V230L28 231ZM27 232V233H28ZM34 232V231H33ZM39 232H41V230L39 231ZM57 232H59V230L57 231ZM64 232H60L61 233V237H63L64 235H66ZM3 233V232H2ZM1 233V234H2ZM35 233V232H34ZM63 233V234H62ZM136 233V234H137ZM139 233V234H140ZM172 234V236H171V234ZM201 233H203L201 236L199 235V234H201ZM213 234V236L210 234V236L208 235V234ZM0 234V235H1ZM30 234V233H29ZM33 234V233H32ZM40 234V233H39ZM37 234L36 233V236H35V238L37 237V239H40V238H44V237H47V234L45 235L44 234V232H43V234H44V236L42 235V234ZM37 235H39L40 237L38 238V236ZM42 235V236H41ZM63 235V236H62ZM198 235V236H197ZM33 236V235H32ZM31 236V237H32ZM68 236H70V233H69V235H67V238H68ZM71 236H70V239H71ZM100 236V237H99ZM142 236V235H141ZM105 237H107V236H105ZM217 237H219L218 235H217ZM65 238V237H64ZM79 238H81V239H79ZM145 238V239H146ZM214 238V237H213ZM6 239V238H5ZM5 239H3V237L1 236V238H0V243L1 242H5V241H8V240H5ZM37 239H35V240H37ZM74 239V241H72L71 243L73 244V242H76L75 241V238H73ZM98 239V240H97ZM108 239V238H107ZM149 239V238H148ZM208 239V240H207ZM3 240V241H2ZM5 240V241H4ZM34 240V241H35ZM43 240V242H44V239H42ZM46 240V239H45ZM96 240V241H95ZM212 240H214V239H212ZM225 240V239H224ZM228 240V239H227ZM226 240V241H227ZM10 241V240H9ZM26 241H29V240H26ZM32 241V240H31ZM30 241V242H31ZM182 241V242H181ZM190 243H189V242ZM11 242V241H10ZM40 242V243H39ZM98 242V243H99ZM108 242V241H107ZM181 242V243H180ZM197 242H199V240L197 241ZM33 243V242H32ZM35 243V242H34ZM70 243V242H69ZM69 243H67V245L69 244ZM78 243H80V242H78ZM91 243H93V246H94V248H93V246H92V244ZM188 243V244H187ZM2 244V243H1ZM5 244V243H4ZM9 244V243H8ZM26 244H27V242H26ZM30 244V243H29ZM28 244V245H29ZM96 245V248H95V245ZM183 244V245H184ZM207 244V243H206ZM28 245H26V246H28ZM31 245V244H30ZM33 245V244H32ZM75 245V244H74ZM184 245V246H185ZM70 246V245H69ZM180 246H182V245H180ZM183 246V247H184ZM194 246V243H193V245H192V247ZM6 247V246H5ZM30 247V246H29ZM32 247V246H31ZM75 247V246H74ZM102 247V246H101ZM183 247H181L180 248V250L181 249H183ZM190 247V246H189ZM195 247V246H194ZM26 248V247H25ZM66 248V247H65ZM78 248V247H77ZM93 248V249H92ZM66 249H68V248H66ZM98 249H97V252H98ZM103 249H106L104 246H103ZM184 249H185V247H184ZM183 249V250H184ZM189 249V248H188ZM187 249V250H188ZM30 250H32V249H30ZM30 250H29V253H30ZM38 254H35V255H41V257H43V259H45L47 262H48V264H54V262L57 260H55L54 258H57V256H55L54 258L50 255L49 257L50 258H47L46 256H44L43 255V253H42V246H41V241H36V243H35V249H34ZM108 250V249H107ZM179 251V250H178ZM184 251H186V249L184 250ZM96 252V251H95ZM98 252V253H99ZM104 252V251H103ZM180 252V251H179ZM28 253V254H29ZM102 253V252H101ZM31 254V253H30ZM34 254V253H33ZM105 254H106V252H105ZM111 254V253H110ZM177 254V253H176ZM59 255V254H58ZM73 255H74V253H73ZM72 255V256H73ZM150 255H152V254H150ZM179 255V254H178ZM226 255V254H225ZM228 255V254H227ZM60 256V255H59ZM72 256H70L69 255V257L68 256H65L64 255V257H63V255H62V260L63 259H65V257H68L70 260L71 259H73V258H71ZM95 256V257H94ZM103 256H105V255H103ZM132 256V255H131ZM228 256H230V254L228 255ZM227 256V257H228ZM39 257V256H38ZM45 257V258H44ZM106 257V256H105ZM104 257V259L105 260H107V257L105 258ZM142 257H144V255L142 256ZM157 257V258H158ZM233 257V256H232ZM242 257V258H241ZM240 258H238V259H236L237 260V262H243L244 260H243V258H245L246 256L244 255L243 256V254H242V256H241ZM36 258V257H35ZM124 258H125V256H124ZM140 258H141V256H140ZM146 258V257H145ZM152 257H150V259H151ZM154 258V257H153ZM162 258V259H161ZM231 257H229L228 259H227V261H226V259H225V261L224 262H222L221 264H238V263H236V262H234V260L233 259H230ZM234 258H235V256H234ZM247 258H248V256H247ZM250 258L251 257H249V259H246L245 258V264H247V263H249L250 261ZM61 259H58V260H61ZM69 259L67 260V258H66V260L67 261H69ZM110 259V258H109ZM123 259V258H122ZM128 259V258H127ZM148 259V258H147ZM164 259V260H163ZM239 259H241V261H239ZM252 260H253V257L251 258ZM261 259V258H260ZM61 260V261H62ZM98 260V261H97ZM103 260V259H102ZM129 260V259H128ZM127 260V261H128ZM134 260V259H133ZM140 260H142V259H139V261ZM145 260V259H144ZM158 260V259H157ZM222 260V259H221ZM224 260V259H223ZM259 260V259H258ZM101 261V260H100ZM138 260H137V262H136V264L139 262ZM43 262H45V261H43ZM51 262V263H50ZM58 262V261H57ZM131 262V261H130ZM153 262V261H152ZM156 262V261H155ZM241 262V263H242ZM262 262V261H261ZM154 263V262H153ZM166 263V262H165ZM220 263V262H219ZM240 263V264H241ZM253 263V262H252ZM251 263V264H252ZM155 264V263H154ZM158 264V263H157ZM168 264V263H167ZM242 264H244V263H242Z\"/></svg>", "mask_w": 264, "mask_h": 264}, {"label": "clouds", "instance_id": "obj_3", "mask_svg": "<svg viewBox=\"0 0 264 264\" xmlns=\"http://www.w3.org/2000/svg\"><path fill=\"white\" fill-rule=\"evenodd\" d=\"M73 11L62 6V0H35L31 30L39 34V45L26 63L35 67L43 61L47 72L56 73L45 77L44 85L53 90L62 109L43 111L39 123L54 132L58 144L70 141L80 127L75 100L83 87L93 110L114 126L118 139L134 142L141 136L145 116L139 107V91L128 83L133 75L131 62L122 57L121 42L111 36V21L102 20L91 27L95 43L104 42L98 50ZM93 11L89 9V14ZM0 12L10 14L7 30L0 32V42L9 54L18 53L27 27L24 5L17 0H0ZM149 158L152 167L166 175L165 165L157 161L155 153ZM49 179L46 170L40 171L33 180L35 189L43 190ZM156 215L162 218L166 212L160 209Z\"/></svg>", "mask_w": 264, "mask_h": 264}]
</instances>
